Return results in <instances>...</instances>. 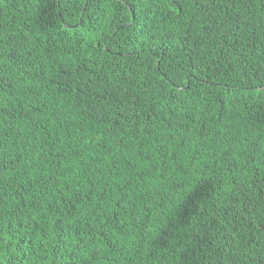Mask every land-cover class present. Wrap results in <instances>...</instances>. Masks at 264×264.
Returning a JSON list of instances; mask_svg holds the SVG:
<instances>
[{"label": "trees", "instance_id": "1", "mask_svg": "<svg viewBox=\"0 0 264 264\" xmlns=\"http://www.w3.org/2000/svg\"><path fill=\"white\" fill-rule=\"evenodd\" d=\"M0 264H264V0H0Z\"/></svg>", "mask_w": 264, "mask_h": 264}]
</instances>
